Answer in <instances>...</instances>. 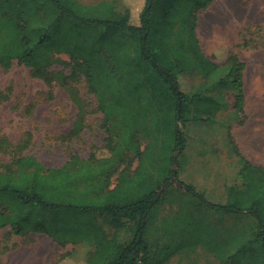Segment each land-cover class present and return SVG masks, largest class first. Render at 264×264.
<instances>
[{
  "label": "trees",
  "instance_id": "trees-1",
  "mask_svg": "<svg viewBox=\"0 0 264 264\" xmlns=\"http://www.w3.org/2000/svg\"><path fill=\"white\" fill-rule=\"evenodd\" d=\"M188 1L144 0L134 24L124 0H0V70L15 61L50 85V69L60 63L55 57L67 55L69 79L84 81L106 135L102 148L73 159L72 167L45 168L32 156L5 166L0 231L44 235L59 246L92 242L95 251L85 264L167 263L171 253L157 258L145 236L150 215L173 188V168L186 149L181 129L217 118L222 102L215 88L229 87L236 116L245 102V65L234 53L222 66L204 57L196 36L199 7ZM196 78L201 83L192 87ZM71 98L78 110L76 136L88 106L73 92ZM238 156L242 185L229 187L223 202L180 185L189 202L223 222L214 240L215 246L226 243L225 253H217L220 264H264V167ZM95 219L115 231L128 224L131 242L108 238ZM239 225L247 228L246 245L237 244ZM197 236L190 247L212 251L204 225Z\"/></svg>",
  "mask_w": 264,
  "mask_h": 264
},
{
  "label": "rangeland",
  "instance_id": "rangeland-1",
  "mask_svg": "<svg viewBox=\"0 0 264 264\" xmlns=\"http://www.w3.org/2000/svg\"><path fill=\"white\" fill-rule=\"evenodd\" d=\"M78 1L95 4L101 0ZM209 1H188L194 8L199 7L196 36L201 51L222 64L229 54L264 48V0H212L205 9ZM124 3L131 11L132 23H137L144 0ZM55 58L60 63L50 69L54 78L50 85L15 61L8 70H0V171L17 156H32L45 168H61L69 163L72 167L73 159L85 160L103 147L106 135L94 97L83 80L69 79L68 56ZM59 74L68 79L61 82ZM200 83L196 78L192 87ZM71 92L88 106L84 128L76 136L72 127L78 110ZM214 92L222 102L217 118L207 123L189 121L181 129L186 149L180 157L175 154L179 160L173 168V188L163 195L149 217L146 244L157 258L171 253L166 264H220L218 254L224 252L226 244L214 245L223 222L189 202L180 183L192 186L212 203H221L229 187L242 185L236 177L241 166L238 155L254 166L264 167V77H245L242 115H235L229 87L215 88ZM94 223L121 245L131 242L128 224L115 231L104 219H95ZM203 225L212 251L200 244L190 247ZM173 230L184 233L171 234ZM247 237V228L239 225L237 244L246 245ZM94 251L92 242L59 246L44 235L18 237L8 228L0 231V264H85Z\"/></svg>",
  "mask_w": 264,
  "mask_h": 264
},
{
  "label": "crops",
  "instance_id": "crops-1",
  "mask_svg": "<svg viewBox=\"0 0 264 264\" xmlns=\"http://www.w3.org/2000/svg\"><path fill=\"white\" fill-rule=\"evenodd\" d=\"M204 57L209 60L210 62L216 64V65H224L227 61H224V63L219 64L214 57L209 55L208 53L202 51ZM239 60L245 65L244 69V79L245 77H250V75L254 77H264V48H259L256 50L246 48L245 51H242L240 54H237ZM246 159V158H245Z\"/></svg>",
  "mask_w": 264,
  "mask_h": 264
},
{
  "label": "built area",
  "instance_id": "built-area-1",
  "mask_svg": "<svg viewBox=\"0 0 264 264\" xmlns=\"http://www.w3.org/2000/svg\"><path fill=\"white\" fill-rule=\"evenodd\" d=\"M134 264H143L141 261H136Z\"/></svg>",
  "mask_w": 264,
  "mask_h": 264
}]
</instances>
